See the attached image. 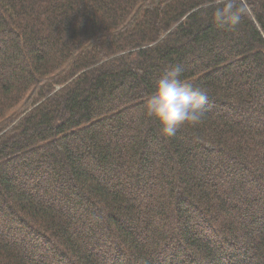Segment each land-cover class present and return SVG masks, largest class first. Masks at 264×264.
<instances>
[{"label": "trees", "instance_id": "1", "mask_svg": "<svg viewBox=\"0 0 264 264\" xmlns=\"http://www.w3.org/2000/svg\"><path fill=\"white\" fill-rule=\"evenodd\" d=\"M0 0V264H264V0ZM208 95L159 133L170 66Z\"/></svg>", "mask_w": 264, "mask_h": 264}, {"label": "clouds", "instance_id": "2", "mask_svg": "<svg viewBox=\"0 0 264 264\" xmlns=\"http://www.w3.org/2000/svg\"><path fill=\"white\" fill-rule=\"evenodd\" d=\"M242 12L243 8L237 7L235 0H224L214 15L221 26H235ZM183 73L182 65H170L146 101L147 113L159 121V133L164 138L173 137L186 124H199L205 114L208 95L199 85L182 83Z\"/></svg>", "mask_w": 264, "mask_h": 264}]
</instances>
